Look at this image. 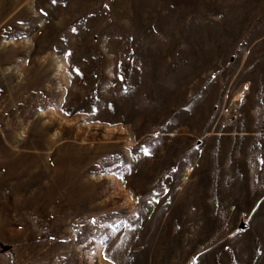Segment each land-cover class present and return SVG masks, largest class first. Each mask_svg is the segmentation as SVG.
Here are the masks:
<instances>
[{
	"label": "rangeland",
	"instance_id": "obj_1",
	"mask_svg": "<svg viewBox=\"0 0 264 264\" xmlns=\"http://www.w3.org/2000/svg\"><path fill=\"white\" fill-rule=\"evenodd\" d=\"M0 264H264V0H0Z\"/></svg>",
	"mask_w": 264,
	"mask_h": 264
},
{
	"label": "snow or ice",
	"instance_id": "obj_2",
	"mask_svg": "<svg viewBox=\"0 0 264 264\" xmlns=\"http://www.w3.org/2000/svg\"><path fill=\"white\" fill-rule=\"evenodd\" d=\"M56 2V0H53V3H55ZM145 152H147V150L145 149ZM93 222H95V221H93Z\"/></svg>",
	"mask_w": 264,
	"mask_h": 264
}]
</instances>
